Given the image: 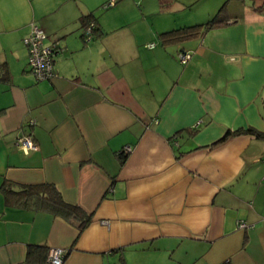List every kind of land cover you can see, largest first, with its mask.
Listing matches in <instances>:
<instances>
[{"label":"crops","instance_id":"0c3cea01","mask_svg":"<svg viewBox=\"0 0 264 264\" xmlns=\"http://www.w3.org/2000/svg\"><path fill=\"white\" fill-rule=\"evenodd\" d=\"M108 1L0 0V187L51 182L91 217L79 232L0 189V264H35L31 244L66 249L62 264H264V137L245 131L264 132V0H213L201 15L198 0L134 15L130 0L99 11ZM223 5V24L161 41ZM31 22L57 41L50 79L29 70ZM22 133L37 149L16 147Z\"/></svg>","mask_w":264,"mask_h":264},{"label":"trees","instance_id":"16d2710c","mask_svg":"<svg viewBox=\"0 0 264 264\" xmlns=\"http://www.w3.org/2000/svg\"><path fill=\"white\" fill-rule=\"evenodd\" d=\"M224 13L225 6L223 5L207 21L162 31L159 33L160 39L162 42H177V40L201 34L208 29L223 24L225 22ZM83 21L84 27L88 26L90 23H93L94 35L98 27L96 26V23L93 22L94 20L92 17L86 16ZM2 76L5 78L7 75L6 73H3ZM194 131L195 129L190 130V132ZM245 131H248L258 137H264V132L252 128H247ZM239 132H241L240 129L228 130L212 145H215L218 142H221ZM126 155H121V158L125 157ZM0 189L4 195L6 204L51 212L52 214L60 216L74 224L79 232L89 223L91 219L90 214L86 212L80 205L65 200L57 186L51 182L28 183L15 187L14 183L11 181L4 180ZM48 249L49 247L43 244L29 245L26 251V261L29 263L44 264ZM65 255L66 252L64 254V258ZM216 264H231V262L226 260Z\"/></svg>","mask_w":264,"mask_h":264},{"label":"built area","instance_id":"2783aa9c","mask_svg":"<svg viewBox=\"0 0 264 264\" xmlns=\"http://www.w3.org/2000/svg\"><path fill=\"white\" fill-rule=\"evenodd\" d=\"M115 0H110L106 6L114 4ZM84 38L90 41L93 38V23H90L84 28ZM46 34L44 30L36 23H30L28 34L23 38V43L27 48L28 67L36 81L50 79L55 75L53 67V54L58 51L57 41L46 43ZM148 46H153V43H148ZM191 56L188 51H178L177 57L180 63H185ZM33 124L34 121L30 120ZM16 147L28 152L31 149H37L38 145L29 133L19 134L15 138ZM131 146L126 145L119 151V155H126L130 152ZM244 220H238L236 226L243 228L248 226ZM66 249L62 247H49L47 257L44 264H62Z\"/></svg>","mask_w":264,"mask_h":264},{"label":"rangeland","instance_id":"374dc122","mask_svg":"<svg viewBox=\"0 0 264 264\" xmlns=\"http://www.w3.org/2000/svg\"><path fill=\"white\" fill-rule=\"evenodd\" d=\"M123 1H125V0H115V2H114L115 4H112V6L107 7V8H105L103 6H100L99 11H102V12L108 11L109 9H113L114 6H117L116 9H119L120 6H121L120 3L123 2ZM212 1L213 0H198L197 2L192 4V9L190 10V14L191 15H195V14L198 13V15H201L205 11L207 12V8H208V10H214L213 8H218V6H219L218 4H220V3L217 4V2H219V1H215L214 3ZM131 2H132V4H131ZM229 2L230 3L228 5H229L230 9L234 10V11H237L238 8L236 6L234 7V4H237V2H235V0H230ZM125 3L127 5H125L124 2H123V4L125 5V7H123V8H125L128 11V13L132 14V15L139 14L141 11H148L149 9H152V8L155 7V1H153V0H145L144 4L141 2V0H130V1H125ZM179 4L180 3H177V5H179ZM215 4H217V5H215ZM105 6H106V4H105ZM165 15H166V19H168L173 14L170 12V13H166ZM201 17H203V16H201ZM170 24H172V23H170ZM45 42H48L47 39H45Z\"/></svg>","mask_w":264,"mask_h":264}]
</instances>
